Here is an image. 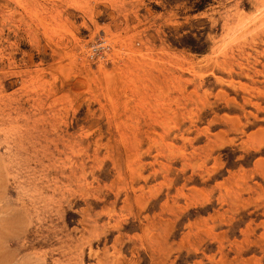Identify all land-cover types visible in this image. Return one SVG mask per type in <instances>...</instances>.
<instances>
[{"label": "rangeland", "instance_id": "374dc122", "mask_svg": "<svg viewBox=\"0 0 264 264\" xmlns=\"http://www.w3.org/2000/svg\"><path fill=\"white\" fill-rule=\"evenodd\" d=\"M0 264H264V0H0Z\"/></svg>", "mask_w": 264, "mask_h": 264}]
</instances>
